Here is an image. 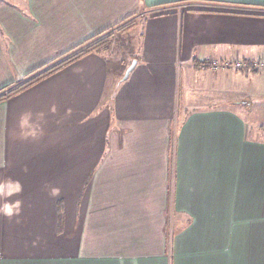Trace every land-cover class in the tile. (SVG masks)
Here are the masks:
<instances>
[{"label": "crops", "instance_id": "0c3cea01", "mask_svg": "<svg viewBox=\"0 0 264 264\" xmlns=\"http://www.w3.org/2000/svg\"><path fill=\"white\" fill-rule=\"evenodd\" d=\"M141 12L125 81L129 46L114 62L99 48L0 101V264L60 262V232L62 264H264V145L239 100L176 113L182 81L210 69L194 58L264 59V0H0V89Z\"/></svg>", "mask_w": 264, "mask_h": 264}, {"label": "rangeland", "instance_id": "374dc122", "mask_svg": "<svg viewBox=\"0 0 264 264\" xmlns=\"http://www.w3.org/2000/svg\"><path fill=\"white\" fill-rule=\"evenodd\" d=\"M147 15V12H141L138 16H135L131 18L128 22L132 21L134 24L132 27L124 30H120L119 27L111 30L107 33H104L101 37L106 36L107 34H112L110 41L100 47V51H103L106 55V58L110 62L118 61L120 58L119 54L121 52H124L126 50L127 46L128 50L126 51V55L123 61H129L130 63L133 59H139L140 58V31H141V20L142 18ZM140 18V20H138ZM95 41V40H94ZM93 41V42H94ZM92 42V43H93ZM91 44V43H90ZM89 45V44H88ZM87 45H83L80 47V49H83ZM79 50V49H78ZM118 54V56H115ZM123 57V56H121ZM119 58V59H118ZM121 62V64L124 62ZM256 59L248 62H240L237 63L235 61L229 62H207L205 61L202 67L204 68H210L209 70H201L197 71L194 74L196 75L195 80L191 82L190 86H187L182 81V88H180L179 91V103L178 107L176 109L177 114H182L186 110L190 109H201L210 107V104H216L218 100H228V102L231 101H237L244 97H242L245 91H247L248 95H250L252 98L248 105L241 106V104H235L233 103L232 109H235L238 111V117L243 122V128H244V137L247 141H253L255 142H262L264 145V92L262 90H259L260 83L256 80L252 79L251 77H245L242 75V73H239V71H242L241 68H250V70L259 73L264 76V73L257 69L254 66V62ZM126 63V62H125ZM228 65V66H227ZM122 67V66H121ZM231 67L232 69L237 70V74H240L235 79L231 78L230 83H228V79H221V78H215V76L218 74L219 71H223V69H229ZM122 72L124 71V66L121 68ZM181 76L183 75L184 69L181 70ZM122 74V73H121ZM210 75H213V82L210 83ZM209 79V80H208ZM212 85V86H211ZM242 97V98H240ZM188 99H191L190 101H187ZM214 100V101H213ZM194 104L190 108H185L187 103ZM240 107V108H239ZM173 143V140H172ZM258 144V143H256ZM172 154V151H170V155ZM173 156V155H172ZM168 158L171 159L170 156ZM172 162V161H171ZM168 168L170 166L168 165ZM169 179V177H168ZM172 181V178L170 177V182ZM172 184V182H171ZM14 200V199H13ZM59 203V202H58ZM61 203H59L60 205ZM16 207L18 205L16 203H11L8 205V216L16 211ZM186 215L183 214H176L168 216V224L167 227H174V223L182 221L186 218ZM58 231H61L59 229ZM56 237V244L55 246V253L51 257V259L58 260L60 262H55V264H62L64 262V253L62 251L61 241H62V235L61 232ZM42 237H34L33 245H45L47 246L48 240H44ZM167 244H170V238L167 239Z\"/></svg>", "mask_w": 264, "mask_h": 264}, {"label": "trees", "instance_id": "16d2710c", "mask_svg": "<svg viewBox=\"0 0 264 264\" xmlns=\"http://www.w3.org/2000/svg\"><path fill=\"white\" fill-rule=\"evenodd\" d=\"M133 22H126L125 24L121 25L119 27L120 30H124V29H128L130 27L133 26ZM108 30H102L94 35H92L91 37H89L88 39H86L84 42H82L81 44H79L78 46L62 53L61 55H58L57 57H55L53 60L47 62L46 64H44L43 67H46L47 65H50L51 63H54L55 61H57L60 57L62 56H66L67 54L71 53L72 51H74L76 48H78L79 50L69 54L68 56H66L65 58H62L60 61L56 62L55 64L41 70L40 72H38L37 74L33 75L32 77L28 78L27 80H25L24 82L18 84L17 86H14L12 88H9L10 85L6 86L5 88L0 89V101L6 99L7 97L25 89L26 87L34 84L35 82L41 80L42 78L54 73L55 71H57L58 69L62 68L63 66L69 64L70 62L78 59L79 57L92 52L94 50L99 49L101 46L107 44L110 41V38L112 36V34H107L104 37H101L102 35H104V33H107ZM95 40V41H94ZM94 41V42H93ZM93 42V43H92ZM91 43V44H90ZM89 44V45H88ZM83 45H87L86 47H84L83 49H80V47H82ZM102 48V47H101ZM194 58V57H193ZM205 61L201 60H197L196 58H194L193 60V66L197 69L202 67ZM40 67V68H41ZM127 67V66H125ZM125 70V68H124ZM124 72V71H123ZM122 72V74H123ZM33 73V72H30ZM121 74V76H122ZM120 76V77H121ZM59 220H58V224H59Z\"/></svg>", "mask_w": 264, "mask_h": 264}, {"label": "water", "instance_id": "95a60500", "mask_svg": "<svg viewBox=\"0 0 264 264\" xmlns=\"http://www.w3.org/2000/svg\"><path fill=\"white\" fill-rule=\"evenodd\" d=\"M136 63H137V60H136V59H133V60L128 64V66L125 68V70H124V72H123L121 78L119 79V82H118V83L125 81V80L129 77L131 71H132V70L134 69V67L136 66ZM236 103H240V104H248V103H249V100H248V99H242V100H240V101H238V102H236Z\"/></svg>", "mask_w": 264, "mask_h": 264}, {"label": "built area", "instance_id": "2783aa9c", "mask_svg": "<svg viewBox=\"0 0 264 264\" xmlns=\"http://www.w3.org/2000/svg\"><path fill=\"white\" fill-rule=\"evenodd\" d=\"M230 64V62H229ZM228 66V65H227ZM254 66L264 73V59H258L254 62Z\"/></svg>", "mask_w": 264, "mask_h": 264}]
</instances>
